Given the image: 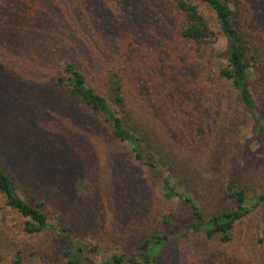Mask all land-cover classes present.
Here are the masks:
<instances>
[{
  "label": "rangeland",
  "instance_id": "rangeland-1",
  "mask_svg": "<svg viewBox=\"0 0 264 264\" xmlns=\"http://www.w3.org/2000/svg\"><path fill=\"white\" fill-rule=\"evenodd\" d=\"M63 1L70 0H6L0 8V168L13 177L22 198L41 202L52 225L67 228L89 256L102 260L111 253L133 251L142 228L158 225L161 215L173 210L174 201L161 188L162 177L195 200L206 198V208L225 198L230 183L250 192L264 189L263 140L252 129L250 114L236 104L229 81L218 76L221 91L205 94L196 117L195 134L201 140L177 136L194 124L197 107L186 86L196 69L191 63L180 65L189 61L179 56L178 19L169 0H76L73 9ZM248 1L251 22L261 19V26L255 27L264 31V0ZM202 9L217 30L214 14L203 4ZM227 45L218 33L206 46L208 64L217 75ZM68 61L77 62L88 84L99 91H104L102 74L113 63L130 68L124 70L125 95L137 120L128 123L145 124L153 140L146 138L143 146L156 151L160 174L137 163L125 143L110 139V128L100 115L82 112L52 85L49 72ZM171 130L176 136L168 133ZM218 134L224 137L225 159L222 166L212 167L207 161ZM230 163L233 172L227 171ZM127 168L138 169L141 187L134 193L144 199L134 211L141 212L134 214L135 222H130V212L119 219L123 207L117 194L125 197L120 187L126 186L121 180ZM0 205V245L9 258L20 248L24 264L62 263L64 239L51 229L26 233L23 218L3 204L1 193ZM258 226L255 221L256 233ZM209 248L208 257H202L203 251H188L175 264L264 262L262 244L247 250L217 241Z\"/></svg>",
  "mask_w": 264,
  "mask_h": 264
},
{
  "label": "trees",
  "instance_id": "trees-1",
  "mask_svg": "<svg viewBox=\"0 0 264 264\" xmlns=\"http://www.w3.org/2000/svg\"><path fill=\"white\" fill-rule=\"evenodd\" d=\"M5 1L0 0V8ZM169 2L178 19L176 34L182 46L180 59L187 58L189 61L180 65L186 67L191 63L195 66L193 71L196 69V75L191 78L189 88L186 86L192 93L194 105L197 107L193 116L194 124L191 127L187 125L185 133L176 130L177 136L181 135L185 141L193 136L195 140H201L200 134H195L199 126L196 117L204 107L206 96L210 97L221 91L218 82H221L219 77H222L229 81L234 90L233 98L236 104L244 107L250 114L253 121L252 129L258 140H263L264 146V31L255 27L261 26L263 21L260 19L253 22V18L251 22L253 16L248 0H169ZM64 4L67 9L69 7L73 9L77 5L76 0ZM202 4L214 14L217 30L205 16ZM74 10L76 12L78 8ZM218 33L226 38L228 45L221 53L223 59L218 62L217 75L211 70L205 53L206 46L217 39ZM125 69L130 70L128 66H123L117 61L104 71L101 77L104 91L90 86L85 72L74 61L66 62L57 70L53 69L49 72V79L52 85L58 87L57 90H62L63 97L71 105H80L82 112L90 110L100 115L102 121L110 128L109 138L125 143L129 154L137 163L149 166L154 173L160 174L156 164V151L147 152L143 146L145 143L143 141L148 137L153 140L146 134L145 124L140 123L142 126L138 127L128 123L132 124L137 119L125 95L127 79ZM213 125L212 123L211 127ZM168 133L176 136L172 130ZM155 138H158L157 135ZM223 141L224 137L218 134L212 146L213 153L211 156L208 155L207 162L212 167L222 166L224 163ZM148 144L150 145V142ZM174 159V155L171 154V160ZM230 166L231 163L230 170L227 171L233 172ZM127 170L121 180L126 188L120 187L125 197L122 199L117 194L118 201H121L123 207L119 219L122 220L130 212L133 213L130 215V222H135L134 214L141 212L134 211L140 209L139 206L144 199L134 193L141 187L138 182V169ZM130 170L134 171L132 175L129 173ZM127 173L130 178L127 177ZM105 182L111 192L113 185H109L108 177L105 178ZM161 182L164 196L175 203L173 210L163 213L158 225L148 224L142 228L140 233L143 236L140 234L142 238L133 251L111 253L102 260H94L85 249H82L80 242L71 237L67 228L56 227L48 221L40 206L41 202L35 201L33 204L22 198L18 194L13 177L0 168V193L3 204L23 218L21 225L26 233L36 234L51 229L64 239L66 247L60 254L63 257L59 260L62 261L61 264H175L179 256H185L188 251H203L202 257H208L212 253L209 248L211 242L218 241L223 246L230 244L246 247L247 250L250 245H264V189L250 192L244 185L230 183L227 185L225 198L219 197L214 205L210 203L211 208H206L208 203L203 201L206 198L193 199L168 177H162ZM31 196L33 199V195ZM129 196L132 198L129 199ZM255 221L259 223L257 233L254 229ZM134 231L136 230L133 228L130 233ZM23 259L24 254L20 248H14L9 258L8 253H4L0 245V264H24Z\"/></svg>",
  "mask_w": 264,
  "mask_h": 264
}]
</instances>
